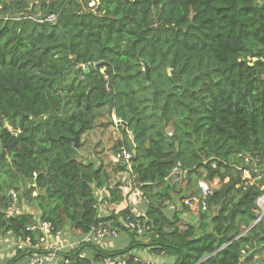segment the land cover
<instances>
[{"label":"trees","instance_id":"trees-1","mask_svg":"<svg viewBox=\"0 0 264 264\" xmlns=\"http://www.w3.org/2000/svg\"><path fill=\"white\" fill-rule=\"evenodd\" d=\"M88 1L0 0V237L25 239L36 220L81 235L104 226L117 232L111 246L63 251L68 264H143L142 250L170 264H264V219L250 228L261 182L236 187L241 155L264 171V0ZM97 126L120 133L114 154L132 155L109 160L115 182L80 156ZM173 168L186 179L173 183ZM200 180L216 187L187 220L176 206L201 201ZM10 189L27 213L11 209ZM31 255L16 248L2 264Z\"/></svg>","mask_w":264,"mask_h":264},{"label":"built area","instance_id":"built-area-1","mask_svg":"<svg viewBox=\"0 0 264 264\" xmlns=\"http://www.w3.org/2000/svg\"><path fill=\"white\" fill-rule=\"evenodd\" d=\"M100 0H89L87 3V8L90 10L95 9L99 5ZM56 19V15H49L47 20L54 21ZM243 158V162L241 166L238 168L240 171V183L236 187L247 188L256 185L255 183L261 182V194L256 200V206L259 212V221L262 217H264V171L259 169V164L262 159H259L251 154L241 155ZM114 162L117 163H128L132 158L130 152H128L124 148H120L118 153L113 154L112 157ZM187 172H181L177 168H173L170 173V178L173 182L178 183L182 181L186 177ZM199 189L202 192L201 201L196 200V198H186L183 203L187 207H192V205H198L201 203L202 210L205 209L204 201L206 198L213 193L214 187H216V183L212 184L213 187L210 188L204 181H199L198 184ZM124 187V188H123ZM130 188L128 185L122 186L121 189ZM127 192H131V190H126ZM101 191H99V194ZM124 193V190H122ZM13 200L16 201V194L11 192ZM34 195V194H33ZM142 196L140 192L138 194ZM143 197V196H142ZM128 227L131 230H135L137 234L142 233V227L138 224H135L131 221L128 222ZM27 232L29 235L21 240L18 247L30 248L32 250V256L30 257L29 264H46L52 263L58 260L57 254L60 250L58 246L55 244V239L60 235V231H55L54 226L50 222L36 220L35 223L27 227ZM55 231V232H54ZM32 235H36L35 241L32 238ZM117 232L115 230H109L107 228H96L92 229L89 234H87L84 239L85 242H101L106 237H116ZM3 244V239L0 238V248ZM18 245V243H17ZM141 262L147 263L148 261L142 259ZM65 264H68V261H65ZM118 264H124V262H118Z\"/></svg>","mask_w":264,"mask_h":264},{"label":"rangeland","instance_id":"rangeland-1","mask_svg":"<svg viewBox=\"0 0 264 264\" xmlns=\"http://www.w3.org/2000/svg\"><path fill=\"white\" fill-rule=\"evenodd\" d=\"M118 124H120V122ZM102 130H106V131L102 132ZM167 134L171 135L170 133H167ZM83 137L85 138V140H84L85 143H84V145L80 151V154H81L80 156L85 160H90V162L95 163L97 166H99V164L101 163L107 171L112 173V171H114L113 167L110 164V161L114 162L113 158H111L112 155L114 154L112 152V147L114 146L116 139L120 138V133L113 126H109L107 129H105V127L99 128V129L95 130L94 132L87 133V135L84 134ZM114 163H117V162H114ZM117 178H118L117 172L114 174L112 173L111 179H113V182L117 181ZM125 178H126L127 183L130 182L129 180L127 181V177H122L123 180ZM26 188H27V185H26ZM122 190H124L125 196L127 195V197H126L127 198L126 199L127 204H128V206H130L132 208V211H134V213H137V214L144 213L143 211H145V204L143 203V200H141L139 197H136L137 191L132 190L131 192H127L126 190H131L130 188L121 189V192H122ZM181 205H182L181 202L177 203L176 207L178 210L181 209V207H180ZM21 208H24L25 210H21L20 213H27V209H29V206H28V204H25V203H22L20 207H18L17 205L14 206V209H21ZM104 208H103V212H104ZM171 209H172V207H170V210ZM189 209H190L189 211L193 215L190 212L185 213L184 218H186L187 220H190L191 216L194 217V215H195L194 213L196 212L195 211L196 205H192V207H189ZM106 211L110 212L109 208ZM62 231H63V233L69 232V233L77 234V232L74 230H64L63 229ZM78 237L81 238V235H78ZM120 238L124 239L125 243L119 244L117 246H119L120 248L126 247L130 242L128 236L124 233H121ZM60 241H58V243H60ZM9 249H10V244H7L6 246H4L2 248V251H0V264L3 263V258L11 256V252ZM84 252L88 256H90L91 249L86 248L84 250ZM140 252H142V251H140ZM142 254L150 256V254H148V253L142 252ZM150 258H154V256H151ZM169 259L172 263L173 258H169ZM155 260H156V262L154 264L157 263L156 258H155ZM157 264H164V263L162 261L158 260Z\"/></svg>","mask_w":264,"mask_h":264},{"label":"clouds","instance_id":"clouds-1","mask_svg":"<svg viewBox=\"0 0 264 264\" xmlns=\"http://www.w3.org/2000/svg\"><path fill=\"white\" fill-rule=\"evenodd\" d=\"M85 68H86V66H85ZM84 68V69H85ZM172 171V170H171ZM171 173V172H170ZM169 176H170V174H169ZM34 177H35V174H34ZM169 179L171 180V178L169 177ZM184 179H186V177L184 178ZM184 179H182V180H184ZM171 181H173V180H171ZM173 183H175V182H173ZM176 184V183H175ZM27 185V188L26 189H29L30 187H35V183H34V181L33 182H31V183H27L26 184ZM126 185H128V184H126ZM125 185V186H126ZM128 186H130V185H128ZM122 188V187H121ZM121 190V189H120ZM101 191V190H100ZM11 192H14L15 194H16V201H14L13 200V197H12V194H11ZM20 192H18V191H15V190H11L10 189V191H9V193H8V196H9V198H10V202H11V209L12 210H18V209H14V206L15 205H17L18 204V194H19ZM140 193V192H139ZM139 193H137L136 194V197H139L141 200H143L145 203H147V200H144V198L142 197V196H139L138 194ZM34 194V195H33ZM99 194V193H98ZM122 194L125 196V194L122 192ZM37 195V191L36 190H34V191H32V193H31V196L32 197H35ZM191 198H196V197H191ZM101 199H102V194L100 195L99 194V202L101 201ZM186 199V198H185ZM257 200V199H256ZM184 201V200H183ZM183 201L181 202L182 203V205L183 206H185L184 205V203H183ZM255 204H256V201H255ZM185 207H187V206H185ZM187 208H189V207H187ZM258 218H259V212H258V216H257V218L254 220V222L252 223V225L250 226V228L251 227H253L254 225H256L257 223H259L262 219H264V217H262L259 221H257L258 220ZM40 221H42V220H40ZM130 220H128V222H129ZM47 222V221H46ZM132 222V221H131ZM51 223V222H50ZM134 223V222H133ZM33 224V223H32ZM31 224V225H32ZM52 224V223H51ZM128 224V223H127ZM135 224H138V223H135ZM53 225V224H52ZM30 226V225H29ZM54 226V225H53ZM96 228H106V227H104V226H98V227H92L91 228V230L92 229H96ZM250 228H248V229H250ZM27 229V228H26ZM54 229H55V231H60V235L59 236H57L56 237V239H55V244L58 246V248L60 249L59 251H58V254H57V257H58V260L57 261H55V263L54 264H65V261H68V260H65L63 257H62V252L63 251H67V250H70V249H72L73 247H78L80 244H96V245H99V246H101V247H103V248H108V247H110L111 246V240L114 238V237H106V238H104L101 242H85L84 240H82V239H84V237L87 235V234H89V233H86V234H83V235H81V234H79L78 232H77V234H74V233H69V232H65V233H63V231L61 230V229H57V228H55V226H54ZM107 229H109V228H107ZM248 229H246V230H244L243 231V234L248 230ZM90 230V231H91ZM109 230H111V229H109ZM27 231V230H26ZM54 231V232H55ZM89 231V232H90ZM65 234H73V236H75V237H77V241L76 242H74L73 244H71L70 246H68L67 248H62L61 246H60V243H58V240H60L62 237H63V235H65ZM78 235H81V238L80 237H78ZM62 236V237H61ZM117 236V235H116ZM1 239H3V244H2V246H1V248H0V251H2V248L4 247V246H6L7 244H10V252H11V256H12V254H13V251L16 249V248H18V249H25L24 247H18L19 246V243L21 242V240H24V239H22V238H20V239H16L15 237H13L12 235H6V236H4V237H0ZM115 239V238H114ZM17 243H18V245H17ZM77 245V246H76ZM26 249H28V250H30L31 252H32V250L30 249V248H26ZM143 251H145V250H142V252ZM142 252H139V255L140 256H142L143 257V259L144 260H146V261H148L147 263H144L143 262V264H154L155 263V259L154 258H150L151 257V255L149 256V255H144V254H142ZM143 253H146V251L145 252H143ZM32 256V255H31ZM31 256H29V257H27V259H25L26 260V264H29V260H30V257ZM147 256V257H146ZM160 256H158V257H156V258H159ZM164 258H167V257H164V256H161L160 257V259H157V260H159V261H162L163 262V260H164ZM4 259V258H3ZM27 260H28V262H27ZM105 264H107V263H109V261L108 260H104L103 261ZM46 264H52V263H46ZM117 264H118V262H117Z\"/></svg>","mask_w":264,"mask_h":264},{"label":"crops","instance_id":"crops-1","mask_svg":"<svg viewBox=\"0 0 264 264\" xmlns=\"http://www.w3.org/2000/svg\"><path fill=\"white\" fill-rule=\"evenodd\" d=\"M60 240H58V241H60V246L62 248H67L68 246H70L71 244H73L74 242H76L78 239H77V237L73 236V234H65V235H63V237ZM119 242L121 243V240H119ZM113 246H114V243L112 242V247ZM143 252H145V251H143ZM155 258L156 257H154V259ZM156 259H160V257L159 258H156ZM155 262H156V260H155ZM169 262L171 263V261H170L169 258H164V260H163V263L164 264H170ZM157 263H158V260H157Z\"/></svg>","mask_w":264,"mask_h":264},{"label":"water","instance_id":"water-1","mask_svg":"<svg viewBox=\"0 0 264 264\" xmlns=\"http://www.w3.org/2000/svg\"><path fill=\"white\" fill-rule=\"evenodd\" d=\"M100 64L101 63H99L98 65H100ZM91 69H92L91 66L90 65H87L86 68L84 69V72L85 73H88ZM144 69H145V75H146V77H148V73H149L148 66H145ZM72 140L75 143L74 148H77L78 145H79V138H78L77 133H74V136H73V139Z\"/></svg>","mask_w":264,"mask_h":264}]
</instances>
